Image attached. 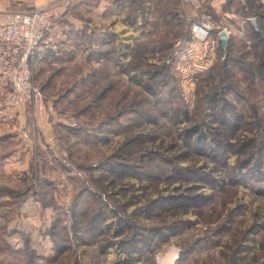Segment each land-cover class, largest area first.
<instances>
[{
	"label": "rangeland",
	"instance_id": "obj_1",
	"mask_svg": "<svg viewBox=\"0 0 264 264\" xmlns=\"http://www.w3.org/2000/svg\"><path fill=\"white\" fill-rule=\"evenodd\" d=\"M47 3L38 97L0 89V264H264V0Z\"/></svg>",
	"mask_w": 264,
	"mask_h": 264
},
{
	"label": "built area",
	"instance_id": "obj_2",
	"mask_svg": "<svg viewBox=\"0 0 264 264\" xmlns=\"http://www.w3.org/2000/svg\"><path fill=\"white\" fill-rule=\"evenodd\" d=\"M197 2V0H194ZM48 7H34L8 11L0 26V89L7 101L25 106L39 95V88L33 83L32 62L53 45L51 19ZM230 37L232 31L226 27ZM210 16L197 20L192 25L193 36L201 41L211 38L217 29Z\"/></svg>",
	"mask_w": 264,
	"mask_h": 264
},
{
	"label": "crops",
	"instance_id": "obj_3",
	"mask_svg": "<svg viewBox=\"0 0 264 264\" xmlns=\"http://www.w3.org/2000/svg\"><path fill=\"white\" fill-rule=\"evenodd\" d=\"M20 2L22 4L21 8L22 9H31L33 7H42V6H46L48 7V11L47 14L48 16L51 18L53 13H56V9L55 6L52 5L50 6L47 2H49L50 0H0V11L4 10L9 4L10 2ZM187 1H191V0H187ZM194 2V0H192ZM198 2L202 3V5H204L203 11H209L212 10L214 11L218 16L220 15H224L227 18L230 19V17L237 15L235 12L233 11H228V10H224L225 8V2L227 0H197ZM206 2V3H205ZM57 6V5H56ZM60 6V5H59ZM3 16L2 14L0 15V26L3 24ZM228 28V27H226ZM229 29V28H228ZM216 39L221 42V38L220 36H216ZM42 54V53H41ZM40 54V56H41Z\"/></svg>",
	"mask_w": 264,
	"mask_h": 264
},
{
	"label": "water",
	"instance_id": "obj_4",
	"mask_svg": "<svg viewBox=\"0 0 264 264\" xmlns=\"http://www.w3.org/2000/svg\"><path fill=\"white\" fill-rule=\"evenodd\" d=\"M220 38H221V44L223 45L222 47L224 48L228 43L229 37L225 31H221Z\"/></svg>",
	"mask_w": 264,
	"mask_h": 264
},
{
	"label": "bare ground",
	"instance_id": "obj_5",
	"mask_svg": "<svg viewBox=\"0 0 264 264\" xmlns=\"http://www.w3.org/2000/svg\"><path fill=\"white\" fill-rule=\"evenodd\" d=\"M171 263V260L170 258H168V260L166 259L162 264H170Z\"/></svg>",
	"mask_w": 264,
	"mask_h": 264
},
{
	"label": "trees",
	"instance_id": "obj_6",
	"mask_svg": "<svg viewBox=\"0 0 264 264\" xmlns=\"http://www.w3.org/2000/svg\"><path fill=\"white\" fill-rule=\"evenodd\" d=\"M217 36H218V34H217Z\"/></svg>",
	"mask_w": 264,
	"mask_h": 264
}]
</instances>
